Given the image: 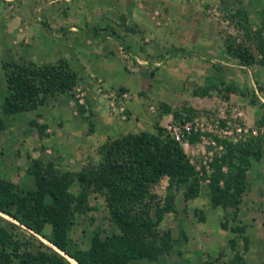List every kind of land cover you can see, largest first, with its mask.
I'll return each instance as SVG.
<instances>
[{"label": "rangeland", "instance_id": "1", "mask_svg": "<svg viewBox=\"0 0 264 264\" xmlns=\"http://www.w3.org/2000/svg\"><path fill=\"white\" fill-rule=\"evenodd\" d=\"M21 17L45 23L42 43H30L26 22L21 19H16L21 26H13V20ZM71 22L80 26L73 33L77 37L67 31L66 23ZM263 23L264 0H0V119L7 128L5 139L13 141L14 147L11 165H0V180L21 193L35 190L36 181L28 174L34 159L76 173L97 162V149L109 137L153 133L156 124L165 130L170 124L182 132L185 125L191 126L190 135L198 134L199 139L183 150L199 178L200 195L185 202L181 191L176 192L173 211L159 226L172 233L173 249L168 255L129 264H232L237 252L246 264H264V151L258 159L248 156L243 164L246 188L236 211L212 207L206 194L212 164L225 153L224 142L242 146L254 138L264 140V67L245 66L228 53V47L241 45L256 54L248 36ZM69 44L76 45L77 55L71 56ZM83 45L90 47L93 58L83 55ZM28 46L36 49V57L24 59L21 53ZM5 51L15 52L19 57L16 62L68 63L77 74L76 87L69 93L47 96L40 106L65 118V123L39 128L33 118L36 110L10 116L2 112L6 95L2 67L12 59ZM38 51H45L50 58H43ZM99 67H116L120 74L112 78L122 86L108 85L110 76L102 74ZM231 81L249 89L256 103L233 94L224 98L214 89ZM200 88H208L209 95H202ZM108 92H113L114 98L108 97ZM111 101L116 107L122 105L124 111L113 112ZM77 102L85 106L84 116L94 126L92 133L80 119ZM131 102L138 103V112L128 107ZM161 104L180 111V118L162 115ZM70 114H75L77 123L68 122ZM49 135L57 141L50 148L41 141ZM233 156L236 163L239 153ZM229 168L224 164L222 171L226 174ZM167 186L163 179L152 187L156 202L164 200ZM88 205L90 210L76 215L68 234L69 240L83 249H88L96 232L104 237L116 231L101 196L90 195ZM0 218L20 228L17 239L33 253L40 250V242L56 250L9 216L0 213ZM223 223L228 229L221 227ZM237 226L244 230L240 237L230 230ZM50 230L46 226L43 232L49 235Z\"/></svg>", "mask_w": 264, "mask_h": 264}, {"label": "trees", "instance_id": "2", "mask_svg": "<svg viewBox=\"0 0 264 264\" xmlns=\"http://www.w3.org/2000/svg\"><path fill=\"white\" fill-rule=\"evenodd\" d=\"M263 31L264 23L248 36L256 54L241 45L228 47V53L245 66L264 67ZM2 70L6 95L1 110L9 116L37 110L47 96L69 93L77 85V74L63 60L43 65L10 62L4 64ZM214 89L224 98L233 94L250 97L251 103H256L249 89L232 81L222 82ZM200 92L209 95L208 88H200ZM76 108L92 133L94 126L84 116V106L77 102ZM160 108L162 115L180 118V111H173L166 104H161ZM4 128L0 119V131ZM198 139V134L187 136L190 144ZM224 145V155L212 164L213 174L206 194L212 207L236 211L246 188L243 164L248 162V156L256 159L261 156L264 140L258 137L242 146L228 142ZM234 152L239 153L236 163ZM96 153L97 162H90L76 173L63 172L51 163L34 159L28 174L36 181L35 190L21 193L14 185L0 180V213L40 235L57 250L40 242V250L33 253L27 249V244L17 239L20 228L0 218L3 223L0 224V264H71L66 257L74 264H129L139 260L155 261L172 251V233L161 230L160 223L173 211L176 192L181 191L185 202L200 195L199 178L180 144L156 124L153 133L109 137ZM224 164L230 167L226 174L222 171ZM163 179H167L168 186L164 200L159 203L151 189ZM90 195L103 198L116 231L104 237L96 232L88 249H83L72 243L68 234L76 215L90 210ZM152 210H155L154 220ZM46 226H50L49 235L43 232ZM221 227L228 229L225 223ZM230 230L237 237L244 233L240 226ZM232 264L246 263L237 252Z\"/></svg>", "mask_w": 264, "mask_h": 264}, {"label": "crops", "instance_id": "3", "mask_svg": "<svg viewBox=\"0 0 264 264\" xmlns=\"http://www.w3.org/2000/svg\"><path fill=\"white\" fill-rule=\"evenodd\" d=\"M16 14H18V13H16ZM16 19H21L22 22H26V23H24L26 25V29H27L26 33L29 36V38L32 39V40H30V43H35V42H36V44L38 42H41L42 43V41L44 39L43 36H45V33H44V31H45V29H44L45 23L44 22H42L43 24H41L37 20L36 21L35 20L34 21H29V19H26V18L21 17V18H15V20H13L14 23H15V25L13 24L14 27L15 26H21V23H19V21L16 20ZM66 27H68L67 31L68 30L71 31V34L74 37H77V34H73V33H75L76 31L78 32V29L80 27L79 24H78V22L66 23ZM63 32L66 33V31H64V30H63ZM26 33H25V35H26ZM97 35L100 36L99 34H97ZM74 44H76L78 46V44L76 42ZM74 44H72L71 46L69 44V51L71 52V56L77 55V52H78V49H76L77 47ZM87 47L85 48V46L83 45V49H82L81 52L83 53L84 56H86V57H89L90 56L89 58H93V55H95V54L90 49V47L88 49H87ZM91 47H93V46H91ZM66 50H67V48H66ZM34 51H36V49L33 50L31 46H28L24 50V52L21 53V54L23 55L24 59L25 58H28V57L29 58L30 57L34 58V57H36V56H34L35 53H36V52L34 53ZM6 52H9L10 56H12V59H8L10 62H16V60L19 58V57L18 58L16 57L15 52L5 51L4 53H6ZM37 53L38 54H41L43 56V58H47V59L50 58V55L49 54H46L45 51H41V52L38 51ZM40 56H38V57H40ZM98 69H100V71L102 72V74H107V76H110V77H108V81L106 82V83H108V85H114V86H118V87L122 86L121 82L116 81V80H114L112 78L113 76H116L117 74H120V73H118L116 67H109L107 69L106 68L99 67ZM118 101L121 102V103L123 102V100L121 98ZM128 107L129 108L132 107L133 110H135V111L138 112V108H139L138 103L131 102L128 105ZM84 108H85V106H84ZM46 109H47L46 107H42V108L40 107L36 111H34L33 118H36L37 119L36 122L40 123V125L48 126L47 129H49V125L54 124V125L61 126V123H65L66 122L65 118H61L60 115H59L60 117L59 116L58 117H55V114L54 113H53V115H51L50 113H48V110H46ZM36 115L37 116L40 115V116L37 117ZM67 119H68V122H70V123L71 122L72 123H77V121H78L77 120V117H75V114H73V115L70 114V116ZM80 119H82V118H80ZM63 120H64V122H63ZM6 130H7V128H5V130L0 131V143H4V144L7 145L6 147H3V145L0 144L1 145V149H0V165L1 164L4 165L3 167H6V165L8 163H9V165H11V163H12L11 157H12L13 149H14V147H13V141H11L10 139H5L6 134H7ZM61 134L62 133H60V135ZM41 141L42 142L45 141V145L49 146V148H50V146L53 145L51 143L54 142L53 139L50 137V135L43 137L41 139ZM55 142H57V141H55ZM55 142H54V144H56ZM46 143H48V144H46ZM81 144L84 146L85 143H81ZM53 151H54V149H53ZM1 156H4V158H2Z\"/></svg>", "mask_w": 264, "mask_h": 264}, {"label": "built area", "instance_id": "4", "mask_svg": "<svg viewBox=\"0 0 264 264\" xmlns=\"http://www.w3.org/2000/svg\"><path fill=\"white\" fill-rule=\"evenodd\" d=\"M98 93H101V91H103V88H101V86L99 85V88H98ZM110 98H114L113 97V92H108ZM121 98L122 99H126V95L125 94H122L121 95ZM115 102L114 101H111L110 103V107H112V111L113 112H116L117 114H120L124 111V107L121 105V106H118L116 107V103L114 104ZM184 127V126H183ZM185 130L182 132L181 130H179L177 127L175 126H172V125H168L166 126V132L175 140L177 141L180 146L185 150L186 148L188 147H192V145L194 144H190L188 143L187 141V136L190 135V133L192 132V127L191 126H186L185 125ZM198 129L197 128H194V132L197 131ZM199 131V130H198ZM184 132L187 134L186 136L184 135ZM212 145H215V143H212Z\"/></svg>", "mask_w": 264, "mask_h": 264}, {"label": "bare ground", "instance_id": "5", "mask_svg": "<svg viewBox=\"0 0 264 264\" xmlns=\"http://www.w3.org/2000/svg\"><path fill=\"white\" fill-rule=\"evenodd\" d=\"M66 258H68V257H66Z\"/></svg>", "mask_w": 264, "mask_h": 264}]
</instances>
